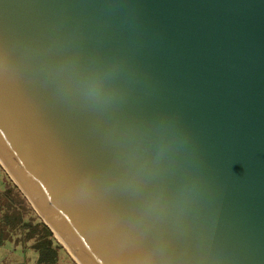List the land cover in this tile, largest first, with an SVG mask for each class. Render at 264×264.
Returning <instances> with one entry per match:
<instances>
[{"label": "water", "instance_id": "water-1", "mask_svg": "<svg viewBox=\"0 0 264 264\" xmlns=\"http://www.w3.org/2000/svg\"><path fill=\"white\" fill-rule=\"evenodd\" d=\"M0 167L75 264H264V0H0Z\"/></svg>", "mask_w": 264, "mask_h": 264}, {"label": "trees", "instance_id": "trees-1", "mask_svg": "<svg viewBox=\"0 0 264 264\" xmlns=\"http://www.w3.org/2000/svg\"><path fill=\"white\" fill-rule=\"evenodd\" d=\"M7 179L0 190V247L13 243L34 249L38 253L35 264H61L62 246L20 190Z\"/></svg>", "mask_w": 264, "mask_h": 264}, {"label": "crops", "instance_id": "crops-1", "mask_svg": "<svg viewBox=\"0 0 264 264\" xmlns=\"http://www.w3.org/2000/svg\"><path fill=\"white\" fill-rule=\"evenodd\" d=\"M29 250L30 249L26 250L20 246H16L13 243H7L6 245L0 247V264L33 263L31 258L28 257Z\"/></svg>", "mask_w": 264, "mask_h": 264}, {"label": "rangeland", "instance_id": "rangeland-1", "mask_svg": "<svg viewBox=\"0 0 264 264\" xmlns=\"http://www.w3.org/2000/svg\"><path fill=\"white\" fill-rule=\"evenodd\" d=\"M7 180L8 179H7L6 173L0 167V190L3 189L6 186ZM26 250H28V248ZM29 255H28V257H30L32 262H33V263H30V264H35V262L37 261V258H38V253L34 249H30L29 250ZM28 257H27V259H28ZM61 258H62L61 259V264H73V261L71 260L70 256L65 251H63L61 253Z\"/></svg>", "mask_w": 264, "mask_h": 264}]
</instances>
